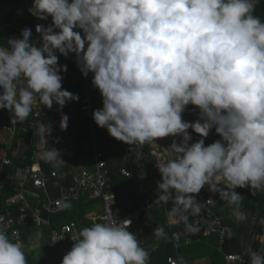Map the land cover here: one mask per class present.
Here are the masks:
<instances>
[{"label":"clouds","instance_id":"obj_1","mask_svg":"<svg viewBox=\"0 0 264 264\" xmlns=\"http://www.w3.org/2000/svg\"><path fill=\"white\" fill-rule=\"evenodd\" d=\"M258 2L32 0L29 14L51 23L35 26V43L26 27L0 46V109L16 124L37 103L49 110L55 104L66 131L69 116L62 110L79 95L63 88L61 73L68 66L59 57L74 54L102 98L92 114L98 127L127 145L172 138L167 151L173 158L156 163L161 179L155 204L172 203L169 225L182 223L193 235L200 231L191 217L206 208L196 199L205 185L234 206L238 220L247 219L240 211L244 196L236 189L247 188L252 196L264 192V20L254 15ZM186 110L197 119H183ZM213 130L219 139L206 144ZM51 132L40 125L45 139ZM39 158L62 161L55 147ZM131 224L115 219L83 227L61 264H148L149 252ZM154 232L166 238L164 226ZM258 240L264 245V236ZM248 255L250 264H264L261 251ZM0 264H28L21 243L3 227ZM170 264L186 261L178 256Z\"/></svg>","mask_w":264,"mask_h":264},{"label":"built area","instance_id":"obj_2","mask_svg":"<svg viewBox=\"0 0 264 264\" xmlns=\"http://www.w3.org/2000/svg\"><path fill=\"white\" fill-rule=\"evenodd\" d=\"M37 24H44L42 21H37L34 25V33H36L35 26ZM45 25V24H44ZM46 26V25H45ZM72 63L76 64L75 55L72 58ZM78 68V67H77ZM83 88L80 92H72L79 95L78 101L68 103L63 108V113L69 116V124L75 119V115L80 112L93 117L94 109H97L93 101V93L95 88L91 83L92 74L87 78L83 77L80 70ZM102 105V98L99 100ZM61 112L57 105L49 110L45 106L37 103L30 116V120L35 124L32 126V137L23 129H18L16 125H8L3 127L4 132H8L12 138L22 135L26 138L29 149L32 153L30 156L31 165L24 167L21 170L23 173L15 175V177L8 178L10 185L15 189L14 196L7 202L8 207L0 208V227H3L9 237L14 243H21L26 235L33 230L46 231L49 250H60V254L55 258H49L46 264H61L63 256L71 250L74 243L72 238L78 236L79 225L75 221L68 222L60 228H54L52 219L67 211L68 207L65 204L77 203L80 201L90 202L98 201L102 206V213L96 218L88 220L89 225L95 222H110L111 220L130 219L132 221L130 231L134 227L139 212H133L129 216L124 217L117 208L115 194L109 182V167L105 159V154L96 149L93 157V168L82 165L80 155L76 152L72 142V132L68 126L66 131H62L59 126ZM43 124L48 128H52L51 135L46 139L40 133V125ZM52 140H64L68 142V151L58 149L60 153L63 151L69 158L78 161V166H73V175L70 179L69 186L62 188L56 185V190L59 195L55 196L53 189L50 186V178H60L57 168L53 169L50 174H47L42 167V162L39 154L44 150H48L47 143ZM137 146H141L138 144ZM28 153V152H27ZM27 156V155H26ZM65 156H61L64 159ZM157 160L166 161V158L160 157ZM14 164L11 158H3L1 166H9ZM120 173L127 179H133V172L125 165L121 168ZM66 176V174H64ZM67 179V176H66ZM5 178L0 175V194L2 193ZM196 199L200 203H204L206 208L202 210L201 215L193 216V223L203 231L205 237L217 236L219 240V250L222 251L226 238L230 229L226 226L224 216L218 214L215 210L218 194H214L208 190V187L203 188L199 194H196ZM211 202L207 205V201ZM240 211L246 214L251 229H261V235L264 236V217H260L257 211H249L245 207L240 206ZM234 218H236L234 216ZM258 236V237H260ZM55 240H59L54 242ZM172 238L176 249L189 241L180 233L173 232ZM61 239V240H60ZM48 250V252H49ZM178 256L169 257L167 264L175 260ZM226 264H250L248 252L242 251L238 254H227L225 256Z\"/></svg>","mask_w":264,"mask_h":264},{"label":"crops","instance_id":"obj_3","mask_svg":"<svg viewBox=\"0 0 264 264\" xmlns=\"http://www.w3.org/2000/svg\"><path fill=\"white\" fill-rule=\"evenodd\" d=\"M28 2L32 5V0H20V5L23 6L27 5ZM22 13L20 15L16 14V16H27V9L26 8H18ZM42 21V20H37ZM36 21V22H37ZM44 23V21H42ZM45 24V23H44ZM2 29V25L0 24V30ZM33 34L34 28H33ZM36 35V34H35ZM37 36V35H36ZM36 39L32 38V42ZM74 54H70L68 58L63 56L59 57V62H71ZM65 64V63H64ZM67 73V72H66ZM69 80L67 74V81ZM67 81L63 80V84ZM64 88V85H63ZM101 99V95L99 91L96 89L93 93V101L97 108L102 107L99 100ZM91 125H93V117H89ZM75 124H79L80 121H86V118L79 115V113L75 116ZM29 123L25 126L22 124H13L18 126V129L25 130L29 136L32 137V126L35 125L32 121L27 119ZM31 133L28 132V130ZM94 130V127H92ZM0 142L5 146V149L0 153V175L5 178V183L12 187L9 183L8 178L15 177L17 174H22L21 170L26 167L25 159L29 149V144L26 138L22 135L17 136L16 138H12L8 132H4L3 128H0ZM172 142L171 137L161 138L157 140V143L151 144H143L141 146L137 145H127L123 142L117 141L115 138H112L106 129H102L95 124V133H94V140H93V156L89 159H83L80 156L82 165L93 168V157L95 154V150L98 149L100 151H111L115 145H122L121 147H125V152L123 154L124 165L128 167L133 172V179H131L132 186L140 191L141 193L145 194L151 200L147 203V205L141 209L139 212V217L137 218L134 227L131 229L132 232L136 233L140 244L149 252V261L148 264H166L165 254L170 253L169 257L179 256V247L176 249L172 233L173 232H180L188 241L189 243L183 244L186 247L190 244H194L200 241V231L193 235L187 233L185 231L184 225L176 224V225H169L167 223V213L168 209L171 208L173 205L171 202L169 204L165 203H158L155 204L157 196L159 192L157 190V181L161 179L158 169L156 168L157 159L160 157L166 158V160L172 159V155L167 151V148L170 146ZM114 144V146H113ZM207 144V143H206ZM102 151V152H103ZM104 153V152H103ZM65 156V153H64ZM11 158L14 164L2 167L1 161L3 158ZM62 161H58L55 163H49L48 169L51 172L55 168H59L57 170L58 174H60V178H54L52 183H50L51 188L53 189V193L55 196L59 195V191H57L56 185H59L62 188L68 187V181L66 176L63 173L64 170V159L61 158ZM78 166V165H77ZM75 167V166H74ZM21 169V170H19ZM56 170V169H55ZM141 174H146V178L140 179L139 177ZM208 187L205 185L204 188ZM218 200L220 197L218 195ZM255 205L260 207V204L255 202L252 199L243 198L242 203L240 206L245 207L249 211H253L248 209L249 206ZM86 215L84 219H75V222L79 225V231L89 225L88 220L91 218H96L101 215L102 213V206L101 203L98 201H91L89 206L86 210ZM222 213L221 209L218 210ZM220 213V214H221ZM231 215L229 217H224L226 226L230 229L229 232L232 230H236V232L242 236V226L249 222L248 218L244 220H238L234 218L233 209L231 210ZM222 215V214H221ZM223 216V215H222ZM69 219H60L52 221L54 228H60L62 225L68 223ZM159 222V225L164 226L166 238H158L155 235L154 229L157 226L156 223ZM191 221L193 222V217H191ZM71 222V221H70ZM240 230V231H239ZM46 231L43 230H33L29 232L24 241H23V250L25 255L30 256L33 264H46L49 258H55L56 255L60 254L59 249H55L53 251L49 250L48 240L46 237ZM261 233L258 235L260 236ZM258 236L256 237V241L259 242ZM260 243V242H259ZM182 245V246H183ZM261 245V244H260ZM242 251L252 250V244L248 243L245 239L241 243ZM264 245H261L260 250L264 253ZM49 250V252H48ZM193 253V252H192ZM168 257V258H169ZM249 257V255H248ZM167 258V259H168ZM185 261L186 264H213L212 259L210 257H196L194 258L191 253L187 252L185 254Z\"/></svg>","mask_w":264,"mask_h":264},{"label":"trees","instance_id":"obj_4","mask_svg":"<svg viewBox=\"0 0 264 264\" xmlns=\"http://www.w3.org/2000/svg\"><path fill=\"white\" fill-rule=\"evenodd\" d=\"M15 2L18 4V8H26L27 9V16H16V11H13L11 8V3ZM20 0H0V24L2 25V29L0 30V46L7 47L8 46V39L11 37H19L20 32L24 28H31L33 31L34 25L38 20L36 17L32 16L28 12V8L31 7L30 2L27 5L23 6L20 5ZM254 15L261 17L264 20V0H259L256 5V9ZM45 25L47 26L51 23V20L44 21ZM39 36L33 34V39L39 40ZM36 40L33 42L35 43ZM59 55V54H58ZM61 65L64 63L68 66V78L69 80L65 82L64 88L69 90L70 92H80L83 88V83L81 80V75L78 72L77 65L71 62H59ZM192 106H189L191 109ZM79 115L86 118V121H80L79 124H69V127L72 132V142L76 152L81 156L83 159H89L93 156V140H94V133H95V122L93 121V125H91V120L88 115L80 112L78 110ZM6 115H10L7 111L0 109V128L6 127L8 125L5 124L4 118ZM31 116V115H30ZM76 116V115H75ZM183 119L187 121H195L197 116L192 113L190 110H186ZM29 121H24L18 124H28ZM33 123V122H32ZM17 124V123H16ZM94 127V130L92 129ZM192 132V130H189ZM192 135L195 139L199 137L197 134L192 132ZM219 139V137L215 134L214 130L206 139V143H212L214 140ZM68 142L64 140H52L47 143V148L52 149L53 147L61 150L68 151ZM114 146V144H113ZM122 145H115L111 151H103L105 154V159L108 162L109 167V182L111 188L115 194L117 208L119 209L122 216L127 217L133 212L140 211L143 209L147 203L151 200L148 196L141 193L137 189H135L130 179L123 177L120 173L121 168L124 166L123 154L125 152V147H121ZM5 149V146L0 142V153ZM31 151L29 150L25 159V165L30 166V156ZM48 164L45 161L42 162V167L46 171L47 174H50L48 169ZM78 161L72 159V157H68L65 155L64 157V170L63 173L67 176L68 183L73 175V166L77 167ZM54 178H50L49 182L52 183ZM69 186V184H68ZM236 191L243 195V198L252 199L258 204L260 207L255 206L254 204L249 206L248 209L257 211L260 217H264V192H258L255 196H252L250 190L247 188H237ZM15 189L10 187L8 184H4L2 193L0 194V207H8L7 201L14 196ZM91 202V201H90ZM90 202H77L70 204L67 211L54 217L52 221L60 220V219H69L70 221H75L76 218L84 219L86 215L87 207L89 206ZM234 206H228L226 202L222 200H217L215 210L220 214L221 212L218 211L221 209L222 215L224 217H229L232 213L231 210ZM156 225H159L157 221ZM235 230H232L228 233L226 238L223 250H219V240L217 236L213 235L210 237H205L203 235V231L200 230V241L194 244H190L187 247L185 245L179 248V256H183L185 259V254L187 252L191 253V255L196 257H210L212 259L213 264H226L225 256L227 254H238L242 252L241 243L243 239H245L248 243L252 244V249L254 251L260 250V243L256 241V237L261 233V229H251L250 222L245 223L242 226V236H240ZM240 231V230H239ZM264 247V246H263ZM193 252V253H192ZM170 253L165 254V261L167 264V258L170 256ZM28 264H33L30 256L26 255Z\"/></svg>","mask_w":264,"mask_h":264},{"label":"water","instance_id":"obj_5","mask_svg":"<svg viewBox=\"0 0 264 264\" xmlns=\"http://www.w3.org/2000/svg\"><path fill=\"white\" fill-rule=\"evenodd\" d=\"M11 8L13 11H16V14L20 15L22 13V11L20 9H17V5L15 4V2L11 3ZM64 76V81H67V73H61ZM29 120V118H28ZM75 119L72 120V124H75ZM4 122L6 125H13L12 121H11V115H6L4 118ZM61 156H64V152H61ZM1 208V207H0Z\"/></svg>","mask_w":264,"mask_h":264},{"label":"rangeland","instance_id":"obj_6","mask_svg":"<svg viewBox=\"0 0 264 264\" xmlns=\"http://www.w3.org/2000/svg\"><path fill=\"white\" fill-rule=\"evenodd\" d=\"M94 107H96V105H95ZM16 125H17V124H16ZM26 125H27V124H25V126H26ZM17 127H18V126H17ZM27 130H28V129H27ZM28 132L31 133V131H29V130H28ZM58 169H59V168H58ZM58 169H57V170H58Z\"/></svg>","mask_w":264,"mask_h":264}]
</instances>
